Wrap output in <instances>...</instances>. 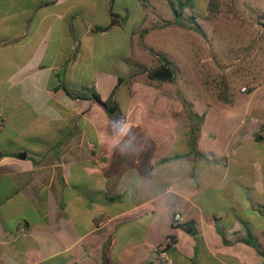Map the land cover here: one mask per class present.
Listing matches in <instances>:
<instances>
[{
    "label": "crops",
    "instance_id": "obj_1",
    "mask_svg": "<svg viewBox=\"0 0 264 264\" xmlns=\"http://www.w3.org/2000/svg\"><path fill=\"white\" fill-rule=\"evenodd\" d=\"M157 4L0 0V264H264V98L147 78Z\"/></svg>",
    "mask_w": 264,
    "mask_h": 264
},
{
    "label": "rangeland",
    "instance_id": "obj_2",
    "mask_svg": "<svg viewBox=\"0 0 264 264\" xmlns=\"http://www.w3.org/2000/svg\"><path fill=\"white\" fill-rule=\"evenodd\" d=\"M165 1L166 10L159 8L160 1L155 9L163 11L164 17L175 19L171 7V2L174 3L179 11L177 19L186 25L184 29L191 27L190 31L201 36L197 40L191 38L193 48L196 51L200 49V54L194 52L189 57L181 55L189 43L185 40V33L177 31L176 27L167 33L153 31L145 42L149 45L145 46L153 52L163 54H160L162 58L176 62L173 64L176 68L172 83L176 96L181 97V92H185L184 95L191 98L200 94L223 97L236 90L264 98V84L260 80L264 74V0ZM196 24L201 32L194 28ZM150 58L161 61L154 54ZM186 79L189 86L184 82ZM242 85L250 86L247 92L239 90ZM137 95L144 103H149L150 92L147 88H137ZM261 244L264 248V238Z\"/></svg>",
    "mask_w": 264,
    "mask_h": 264
},
{
    "label": "trees",
    "instance_id": "obj_3",
    "mask_svg": "<svg viewBox=\"0 0 264 264\" xmlns=\"http://www.w3.org/2000/svg\"><path fill=\"white\" fill-rule=\"evenodd\" d=\"M189 1V0H186ZM171 7L173 9V11L175 12V19L174 22L172 23H176V24H182L181 22H179V20L177 19L179 17V11L177 10V8L175 7L174 3L171 2ZM167 23V22H165ZM194 28L196 30H198L199 32H201L199 25H194ZM159 58L161 59L160 63L151 69H147L145 67H139L138 70H141L142 72L146 73L147 78L151 79V80H158V81H172L174 79V73H175V65H173V63L165 58H162V56L160 54H158ZM65 91L73 98L78 97L74 91H71L67 88H64ZM92 97L93 99L99 103L100 105L104 106L107 110H113L115 109L114 106H111L109 104V102H105L102 101L100 99V96L98 95V93L94 90H92ZM184 229L190 233L193 232V225L192 222H186L183 225ZM252 238L254 239V237L251 235V233H248V239H250V241L252 240ZM170 237L166 238V241L169 240ZM254 245H255V249L258 253H260L261 255L264 256V248L263 246L257 241V238L254 239Z\"/></svg>",
    "mask_w": 264,
    "mask_h": 264
},
{
    "label": "built area",
    "instance_id": "obj_4",
    "mask_svg": "<svg viewBox=\"0 0 264 264\" xmlns=\"http://www.w3.org/2000/svg\"><path fill=\"white\" fill-rule=\"evenodd\" d=\"M260 80L264 84V74L262 75ZM249 87L250 86H248V85H242V86H240L239 90L244 93V92L248 91ZM4 123H5V119L3 117L2 110L0 109V131L2 130V128L4 126ZM173 221L175 223L183 224L184 223V217L180 213H175L173 215ZM103 224H104V219L99 220L98 225L102 226ZM28 264H32V262H29Z\"/></svg>",
    "mask_w": 264,
    "mask_h": 264
},
{
    "label": "clouds",
    "instance_id": "obj_5",
    "mask_svg": "<svg viewBox=\"0 0 264 264\" xmlns=\"http://www.w3.org/2000/svg\"><path fill=\"white\" fill-rule=\"evenodd\" d=\"M107 123L111 124L113 126H115L117 123H121L122 126L118 130L121 135L126 134L127 131L129 130V127H130L126 123H123V117H121V118H117L115 116L108 117L107 118ZM111 143H112V146L115 147V145L118 143L117 138L113 137L112 140H111Z\"/></svg>",
    "mask_w": 264,
    "mask_h": 264
}]
</instances>
